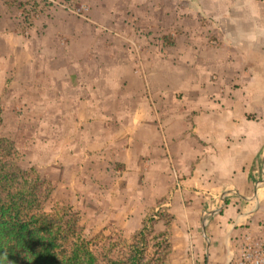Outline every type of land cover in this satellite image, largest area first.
<instances>
[{
	"label": "crops",
	"instance_id": "1",
	"mask_svg": "<svg viewBox=\"0 0 264 264\" xmlns=\"http://www.w3.org/2000/svg\"><path fill=\"white\" fill-rule=\"evenodd\" d=\"M79 3L83 12L51 4L18 31L0 0V80L34 86L21 118L50 131L60 164L148 161L157 175L176 146L180 171L194 158L184 190L212 178L251 181L264 153V0ZM126 36L144 44L148 82ZM262 171L252 208L264 198V162Z\"/></svg>",
	"mask_w": 264,
	"mask_h": 264
},
{
	"label": "rangeland",
	"instance_id": "2",
	"mask_svg": "<svg viewBox=\"0 0 264 264\" xmlns=\"http://www.w3.org/2000/svg\"><path fill=\"white\" fill-rule=\"evenodd\" d=\"M11 1L7 0L9 6L4 11L9 13L18 31L35 24L42 10L54 3L65 5L69 10H85L79 0ZM19 2L23 5L21 8L17 7ZM168 35L159 30L156 37L167 43ZM128 36L124 37V45L135 52L138 69H144L140 75L148 82L142 61L146 53L144 44ZM111 43V38L103 40L104 51L112 49L110 46L114 43ZM6 82L0 80V135L14 142L25 168H33L50 182L49 206L70 207L76 213L83 227L82 236L90 245H99L104 253L109 247H126L132 232L146 220V227H151L152 232L167 231L171 242L168 264H240L245 242L264 238V198L253 208L250 199L263 176L260 159L253 178L247 183H236L233 177L220 181L212 178L209 184H193L188 190L183 189L181 180L184 172L192 170L194 158L185 162L188 166L180 171L179 161L174 157L176 146L171 147L172 161L167 171L158 170L157 175L148 161L141 167H124L118 163L108 165L99 159L88 160L82 168H70L68 163L60 164L59 159L64 156L52 144L54 138L49 135L50 131L42 136L34 131L33 120L25 123L21 118L25 100H34V86L24 89L14 82L8 85ZM209 186H213L210 193L202 191ZM211 211L216 212L211 214Z\"/></svg>",
	"mask_w": 264,
	"mask_h": 264
},
{
	"label": "trees",
	"instance_id": "3",
	"mask_svg": "<svg viewBox=\"0 0 264 264\" xmlns=\"http://www.w3.org/2000/svg\"><path fill=\"white\" fill-rule=\"evenodd\" d=\"M51 193L50 182L25 168L14 142L0 135V264H168L165 229L152 232L144 220L126 247L104 253L83 238L70 207L49 206Z\"/></svg>",
	"mask_w": 264,
	"mask_h": 264
},
{
	"label": "built area",
	"instance_id": "4",
	"mask_svg": "<svg viewBox=\"0 0 264 264\" xmlns=\"http://www.w3.org/2000/svg\"><path fill=\"white\" fill-rule=\"evenodd\" d=\"M241 249L240 264H264V238L246 241Z\"/></svg>",
	"mask_w": 264,
	"mask_h": 264
},
{
	"label": "water",
	"instance_id": "5",
	"mask_svg": "<svg viewBox=\"0 0 264 264\" xmlns=\"http://www.w3.org/2000/svg\"><path fill=\"white\" fill-rule=\"evenodd\" d=\"M264 162V156H263V158H262V163ZM214 212H216V211H211V214L212 213H214ZM202 229L204 230L205 229V222H204V220L202 221Z\"/></svg>",
	"mask_w": 264,
	"mask_h": 264
}]
</instances>
